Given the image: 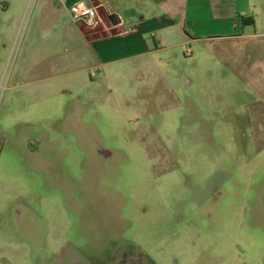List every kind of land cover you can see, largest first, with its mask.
I'll return each mask as SVG.
<instances>
[{
  "label": "rangeland",
  "instance_id": "1",
  "mask_svg": "<svg viewBox=\"0 0 264 264\" xmlns=\"http://www.w3.org/2000/svg\"><path fill=\"white\" fill-rule=\"evenodd\" d=\"M36 1L0 0V264H264V0H104L178 43L32 81Z\"/></svg>",
  "mask_w": 264,
  "mask_h": 264
},
{
  "label": "crops",
  "instance_id": "2",
  "mask_svg": "<svg viewBox=\"0 0 264 264\" xmlns=\"http://www.w3.org/2000/svg\"><path fill=\"white\" fill-rule=\"evenodd\" d=\"M74 1H82L86 6L95 8L100 22L96 26L86 27L74 21L70 11V5ZM36 2L33 19L30 18L29 23L27 21L23 32L28 41L23 50V64L18 70L20 77L32 81L45 80L48 77L58 79L75 71H85L90 67L134 59L145 54L153 56L152 54L160 48L176 46L178 43L158 45L161 38L154 40V31L157 28H168L170 25L182 26L183 15L180 7L174 4H159L163 14L147 18L138 14L139 12L121 15L117 9L103 4L104 0ZM5 5L9 6L8 3ZM2 9L8 10L5 7ZM33 33L34 39L29 40ZM148 36L153 40L152 45L147 42ZM75 63L78 64L77 69L72 67Z\"/></svg>",
  "mask_w": 264,
  "mask_h": 264
},
{
  "label": "built area",
  "instance_id": "3",
  "mask_svg": "<svg viewBox=\"0 0 264 264\" xmlns=\"http://www.w3.org/2000/svg\"><path fill=\"white\" fill-rule=\"evenodd\" d=\"M70 11L72 13V19L86 27L96 26L100 22L95 8L86 6L82 1H74L71 3Z\"/></svg>",
  "mask_w": 264,
  "mask_h": 264
}]
</instances>
